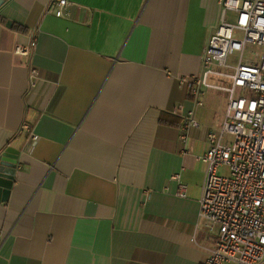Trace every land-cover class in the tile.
Wrapping results in <instances>:
<instances>
[{
  "label": "crops",
  "instance_id": "crops-1",
  "mask_svg": "<svg viewBox=\"0 0 264 264\" xmlns=\"http://www.w3.org/2000/svg\"><path fill=\"white\" fill-rule=\"evenodd\" d=\"M67 1L64 17L58 0L0 4V156L20 152L0 264L203 263L201 157L228 99L196 105L181 81L203 72L219 0Z\"/></svg>",
  "mask_w": 264,
  "mask_h": 264
},
{
  "label": "built area",
  "instance_id": "built-area-1",
  "mask_svg": "<svg viewBox=\"0 0 264 264\" xmlns=\"http://www.w3.org/2000/svg\"><path fill=\"white\" fill-rule=\"evenodd\" d=\"M219 3L221 23L204 50L203 72L181 81L196 105L209 91L228 99L221 127L209 133V148L201 157L206 171L199 219L212 236L201 264H264V0ZM68 4L58 0L57 17L65 16ZM34 46L35 40L31 50ZM31 50L22 47L16 53ZM248 52L254 57L245 58ZM231 57H237L235 64ZM37 75L33 70L32 78ZM184 118L185 130L200 127L193 111ZM224 167L228 176L220 173ZM177 194L186 197V186L180 184Z\"/></svg>",
  "mask_w": 264,
  "mask_h": 264
},
{
  "label": "water",
  "instance_id": "water-1",
  "mask_svg": "<svg viewBox=\"0 0 264 264\" xmlns=\"http://www.w3.org/2000/svg\"><path fill=\"white\" fill-rule=\"evenodd\" d=\"M2 2L3 0H0V4ZM19 153L17 150L9 149L0 156V202L9 200L18 168Z\"/></svg>",
  "mask_w": 264,
  "mask_h": 264
},
{
  "label": "rangeland",
  "instance_id": "rangeland-1",
  "mask_svg": "<svg viewBox=\"0 0 264 264\" xmlns=\"http://www.w3.org/2000/svg\"><path fill=\"white\" fill-rule=\"evenodd\" d=\"M253 57H254V55L252 53H249V52L246 53L245 58L248 59V58H253ZM236 61H237V57H231V59H230L231 63L235 64ZM220 173L223 174L224 176H228L229 170L227 168H222V169H220Z\"/></svg>",
  "mask_w": 264,
  "mask_h": 264
}]
</instances>
